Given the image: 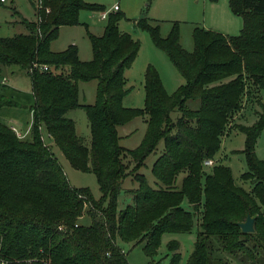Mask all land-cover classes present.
Listing matches in <instances>:
<instances>
[{
	"label": "trees",
	"instance_id": "trees-1",
	"mask_svg": "<svg viewBox=\"0 0 264 264\" xmlns=\"http://www.w3.org/2000/svg\"><path fill=\"white\" fill-rule=\"evenodd\" d=\"M242 17L236 35L194 27L193 47L180 44L177 23L166 36L157 24L140 18L156 47L163 50L184 83L169 94L158 71L150 64L143 74L144 104L125 107L128 93L124 73L139 49V42L120 31L122 14L108 12L100 35L79 19L82 9L105 11L86 0L32 2L35 19L28 20L10 6L26 29L0 37V79L9 69L26 73L32 101L21 104L8 95L0 81V109L22 107L30 111V137L19 138L0 122V256L7 264H129L118 240L142 244L152 258L165 233L190 232L196 238L186 264H228L233 255L242 264H264V159L256 156V143L264 130V105L250 124L235 128L244 134L246 171L235 182L229 165L216 162L206 168L220 150L231 118L243 109L244 98L264 91V0H228ZM83 24L91 58L81 60L76 44L53 51L60 27ZM47 66L43 70L41 66ZM96 80L92 104L80 103L79 82ZM197 100L190 108L187 101ZM81 107L90 128V146L77 135L75 122L66 116ZM177 110L174 120L171 112ZM145 116L146 130L134 148L120 145L118 126ZM44 125L53 143L72 167L92 171L101 196L96 199L84 187H73L40 133ZM163 141V149L151 166L162 184L152 187L138 170ZM185 172L179 184L177 175ZM132 176L136 187L123 190ZM122 190L130 203L118 208ZM186 201L189 208H184ZM86 214L89 224H80ZM254 218L252 232L239 222ZM170 264H179V243H167Z\"/></svg>",
	"mask_w": 264,
	"mask_h": 264
},
{
	"label": "rangeland",
	"instance_id": "rangeland-1",
	"mask_svg": "<svg viewBox=\"0 0 264 264\" xmlns=\"http://www.w3.org/2000/svg\"><path fill=\"white\" fill-rule=\"evenodd\" d=\"M21 13L31 18L33 16V8L28 0H14ZM87 1V0H86ZM35 3V0H32ZM89 3H97L104 6L105 11H118L123 16L118 21L120 31L126 32L131 37L139 42V49L131 66L125 71L126 79L125 87L128 88V93L123 98L125 107H142L144 104V88L143 74L145 67L150 64L159 73L160 79L165 90L171 94L176 88L184 83L182 76L179 74L175 66L172 64L166 53L156 47L152 42L150 34L145 29L137 26L136 22L140 18L148 19L152 24L159 25L160 34L166 36L173 23H177L180 34V44L186 50H191L193 47L192 31L194 27H204L223 33L224 35H236L242 28V17L234 14L228 4V0H89ZM8 0L5 5H9ZM114 5L118 6L119 10H113ZM10 7V6H9ZM92 14L94 16H92ZM79 19L83 24L89 26V29L96 33L101 32L102 27L106 23V18H99V11H90L82 9L79 14ZM8 12H0V37L13 36L18 33H24L25 27L18 22L12 24ZM18 20V18H16ZM13 22V21H12ZM83 24L78 26H66L58 35L57 40L51 44L53 51L64 49L67 43H75L79 50V58L81 60H89L91 58V48L89 39L86 36ZM60 34V32H59ZM6 77L5 82L11 87L8 95H11L14 100L21 104H30L32 101L31 81L29 76L23 71L16 70L14 73H3ZM3 82V80L0 79ZM4 83V82H3ZM8 86V85H7ZM9 87V86H8ZM79 101L80 103L92 104L95 97L96 80L88 82H79ZM261 104L264 105V91L254 90V93L246 95L243 102V109L235 114L220 143V150L212 164L222 162L227 164L232 169V174L236 183L249 188V184L240 180V175L246 171V163L244 155L241 152H233L240 150L244 143V134L238 131L235 126L239 123L250 124L261 112ZM187 105L190 108H196L198 101L189 100ZM66 116L73 119L75 129L86 146H90V128L86 112L83 108L77 107L67 111ZM179 116V112L174 110L171 112V117L175 120ZM145 116H138L129 122L118 127L120 136L119 143L126 148L136 147L146 130ZM32 114L25 108L20 107H3L0 109V122L10 126L16 135L21 139L30 137V124ZM40 133L43 142L49 146L54 156L61 165L63 172L73 187L88 188L93 197L98 199L101 196L96 177L92 171H81L71 166L65 158L61 150L53 143L49 137L44 125L40 126ZM163 149V141H160L153 153L147 156L144 165L138 170L146 178L148 183L158 188L162 184L152 175L151 166L157 156ZM256 156L259 159H264V130L261 132L256 143ZM222 155V156H220ZM211 164V165H212ZM206 165V168L211 167ZM185 172H180L177 175L176 183L179 184ZM137 183L132 182V176L128 175L122 184L123 190L131 187H136ZM122 193L118 197V208L124 207L130 203V197ZM184 208H189L186 201L183 203ZM80 224H89L90 218L83 214L79 218ZM196 225L190 232L184 233H165L162 236L161 244L156 254L149 258L143 251L142 244L132 246L130 243H125L118 240L126 252L129 264H170L171 252L167 248V243L171 239H175L179 243L178 252L181 255L179 264H186L187 259L193 249V244L196 238ZM228 264H242L233 255H225Z\"/></svg>",
	"mask_w": 264,
	"mask_h": 264
},
{
	"label": "crops",
	"instance_id": "crops-1",
	"mask_svg": "<svg viewBox=\"0 0 264 264\" xmlns=\"http://www.w3.org/2000/svg\"><path fill=\"white\" fill-rule=\"evenodd\" d=\"M29 2H30V4H31V6H32V8H33V16L31 17V18H28V17H26V16H24L22 13H21V11L19 10V8H18V6H17V4L15 3V1L14 0H10V4L9 5H5V3H7L8 2V0H5V2L4 3H0V12H2V10L3 11H6V12H8V14L10 15V18H11V20L8 22V24L9 23H11V25L12 24H18V20H16V18H18L16 15H14L13 13H12V11H11V9L9 8V6H14L19 12H20V14L23 16V17H25V18H27L28 20H34L35 19V17H36V15H35V10H34V7H33V5H32V0H28ZM87 1H89V0H87ZM113 8V7H112ZM119 10V9H118ZM100 12V11H99ZM109 12H113V11H109ZM92 16H94L93 14H92ZM100 18V17H99ZM13 21V22H12ZM75 26H78V25H75ZM64 27H66V26H62V27H60V30H59V32H60V34L59 35H61V30L64 28ZM69 27H72V26H69ZM88 27V29H89V26H87ZM103 28H104V26L102 27V30H101V32H97V34L96 33H94V32H92L90 29H89V31L90 32H92L93 34H95V35H100L101 33H102V31H103ZM84 29H85V27H84ZM57 40V39H56ZM55 41V40H54ZM53 41V42H54ZM52 42V43H53ZM51 43V44H52ZM73 43V42H72ZM68 44H71V43H67L66 44V46L68 45ZM73 44H75V43H73ZM65 46V47H66ZM52 49V48H51ZM53 50V49H52ZM61 50H63V49H61ZM60 51V50H59ZM78 55H79V50H78ZM91 55H92V53H91ZM127 70V69H126ZM16 72V71H15ZM3 73H14V72H10V70L9 69H6ZM1 80H4L3 82H4V84H6V85H8L9 87H11L9 84H7L6 82H5V80H6V77L5 76H2L1 77ZM31 92V91H30ZM27 104V103H26ZM119 127V126H118ZM220 156H222V155H220Z\"/></svg>",
	"mask_w": 264,
	"mask_h": 264
},
{
	"label": "built area",
	"instance_id": "built-area-1",
	"mask_svg": "<svg viewBox=\"0 0 264 264\" xmlns=\"http://www.w3.org/2000/svg\"><path fill=\"white\" fill-rule=\"evenodd\" d=\"M4 2H5V0H0V3H4ZM38 2H39V0H35V3H38ZM112 9L113 10H118V6L117 5H114ZM108 12L109 11H100L99 12V17L101 19L106 18ZM41 67H42L43 70H46L47 69V66H45V65L44 66H41ZM13 129H14V127H13ZM204 163H205V165H211L212 164V160L205 161ZM0 264H7L6 259H4L2 256H0Z\"/></svg>",
	"mask_w": 264,
	"mask_h": 264
},
{
	"label": "water",
	"instance_id": "water-1",
	"mask_svg": "<svg viewBox=\"0 0 264 264\" xmlns=\"http://www.w3.org/2000/svg\"><path fill=\"white\" fill-rule=\"evenodd\" d=\"M254 218L250 215H247L246 219L242 222H239V227L243 232H252L254 230L253 227Z\"/></svg>",
	"mask_w": 264,
	"mask_h": 264
}]
</instances>
